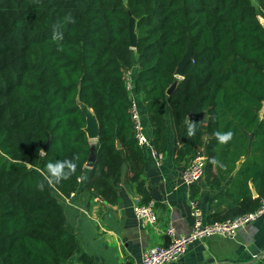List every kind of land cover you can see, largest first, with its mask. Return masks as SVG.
<instances>
[{
	"label": "trees",
	"instance_id": "obj_1",
	"mask_svg": "<svg viewBox=\"0 0 264 264\" xmlns=\"http://www.w3.org/2000/svg\"><path fill=\"white\" fill-rule=\"evenodd\" d=\"M257 4L0 0V264H62L82 253L58 196L78 190L93 152L89 190L115 203L127 165L128 183L142 203L151 201L133 93L147 108L157 152L169 147L168 101L175 152L193 159L206 155L204 177L212 188L229 181L225 192L233 202L210 222L259 207L264 197V0ZM69 14L74 23L65 20ZM132 18L136 48L130 41ZM57 24L60 41L52 39ZM189 45L193 57L179 77L176 70ZM135 63L138 71L132 76ZM78 101L97 116L94 143ZM187 122L196 125L192 137ZM229 131L232 139L219 144L214 134ZM77 156L71 178L54 187L45 182L44 190H37L48 163ZM211 158L219 164H210ZM80 259L87 261V255Z\"/></svg>",
	"mask_w": 264,
	"mask_h": 264
},
{
	"label": "crops",
	"instance_id": "obj_2",
	"mask_svg": "<svg viewBox=\"0 0 264 264\" xmlns=\"http://www.w3.org/2000/svg\"><path fill=\"white\" fill-rule=\"evenodd\" d=\"M134 64L132 76L137 73ZM137 103L142 123L151 139L152 126L147 108L142 99L132 94ZM168 125L167 151L158 161L151 148H143L145 157L144 178L151 193L158 220L156 223L143 222L136 216L134 206L141 202L135 187L128 183V167H124L118 187V199L109 203L86 187L87 167L82 184L70 197L59 195L67 221L77 233L82 253L62 264H141L143 254L152 246L169 244L171 237L166 233L169 224L181 236L189 233L193 219L190 212V198L197 197L203 207L205 220L213 214L228 210L233 199L225 192L229 181L212 188L203 177L192 186L183 183L182 174L193 158L175 152L174 127L171 107L164 104ZM181 147L182 144H179ZM251 185L254 196L257 192ZM58 194V192H57ZM264 215L257 221L242 227L235 238L219 235L190 244L183 256L168 264H264ZM87 255V261L80 259Z\"/></svg>",
	"mask_w": 264,
	"mask_h": 264
},
{
	"label": "built area",
	"instance_id": "obj_3",
	"mask_svg": "<svg viewBox=\"0 0 264 264\" xmlns=\"http://www.w3.org/2000/svg\"><path fill=\"white\" fill-rule=\"evenodd\" d=\"M132 72V71H131ZM132 74V73H131ZM132 76L129 87L132 86ZM133 119L136 123V138L142 148H151L153 154L159 162L163 159V153L157 152L152 145L144 124L142 123L140 112L136 101L133 99ZM206 155H197L184 169L182 174L183 183L192 186L199 182L205 175ZM190 212L193 219L189 233L177 235L176 228L169 224L166 233L171 237L169 244L155 245L149 248L142 257L141 264H168L178 261L186 252L188 246L197 240H205L211 236L219 235L226 238H235L239 230L247 224L257 221L264 215V197L261 199L259 207L251 212L242 214L236 218H228L222 221L207 222L200 200L197 197L190 198ZM134 212L138 219L143 222L156 223L158 215L152 201L147 203L138 202L134 206Z\"/></svg>",
	"mask_w": 264,
	"mask_h": 264
},
{
	"label": "clouds",
	"instance_id": "obj_4",
	"mask_svg": "<svg viewBox=\"0 0 264 264\" xmlns=\"http://www.w3.org/2000/svg\"><path fill=\"white\" fill-rule=\"evenodd\" d=\"M65 20L68 23H74L75 21L71 17V14L65 17ZM61 25L57 24L53 26V32H52V39L56 41H60L63 39V32L60 31ZM187 136L192 137L195 135L196 131V125L192 122H187ZM216 140L219 144H227L233 136V133L231 131L227 133L222 132H216L215 134ZM0 155H3V153H0ZM79 159V157H74L73 159H65L56 161L54 163L50 162L46 165V171L42 173L43 175V181L37 185V190L43 191L45 182L49 187H54L55 185L59 184L62 180H68L71 178L72 175L75 174L77 169V163L76 161ZM209 163L212 165H218L219 161L215 158H211L209 160Z\"/></svg>",
	"mask_w": 264,
	"mask_h": 264
},
{
	"label": "water",
	"instance_id": "obj_5",
	"mask_svg": "<svg viewBox=\"0 0 264 264\" xmlns=\"http://www.w3.org/2000/svg\"><path fill=\"white\" fill-rule=\"evenodd\" d=\"M264 25V23H263ZM130 41L133 48H136L138 44L137 34L135 32V20L132 18L130 21ZM193 57V50L192 47L189 45L188 50L182 60L179 62V65L176 70L177 76L181 77L184 74L185 65L189 62V60ZM177 82H175L167 91V94L170 95L174 89L176 88ZM82 111L86 115L87 125L85 127V131L87 132L88 138L90 141L94 140L97 141L99 138V122L97 116L92 108H90L87 104L78 101ZM250 138H253V134L250 135ZM251 149V145L249 147ZM95 154L94 152L91 154L86 166L92 167L94 162ZM264 255V252H263ZM256 260V259H255ZM255 260L247 262L248 264L253 263Z\"/></svg>",
	"mask_w": 264,
	"mask_h": 264
},
{
	"label": "rangeland",
	"instance_id": "obj_6",
	"mask_svg": "<svg viewBox=\"0 0 264 264\" xmlns=\"http://www.w3.org/2000/svg\"><path fill=\"white\" fill-rule=\"evenodd\" d=\"M252 1V3L255 5V6H257L258 4H257V0H251ZM92 142L94 143L95 141L94 140H92Z\"/></svg>",
	"mask_w": 264,
	"mask_h": 264
}]
</instances>
